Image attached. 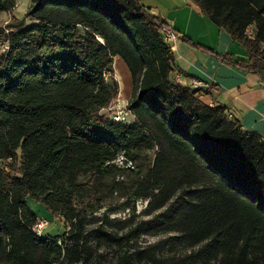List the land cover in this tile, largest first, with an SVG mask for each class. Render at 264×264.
<instances>
[{
    "label": "trees",
    "instance_id": "trees-1",
    "mask_svg": "<svg viewBox=\"0 0 264 264\" xmlns=\"http://www.w3.org/2000/svg\"><path fill=\"white\" fill-rule=\"evenodd\" d=\"M194 2L249 59L185 39L264 83V0ZM16 4L0 0V11L12 14ZM165 23L141 0H32L23 19L0 21V264H104L100 249L115 243L112 264H264V137L172 76ZM115 55L132 75L131 121L102 111L119 94ZM145 148H155L147 173L118 180L117 155L134 160ZM116 192L149 198L148 212L175 198L128 236L172 233L130 250L113 227L135 215L107 213L87 231L88 214ZM28 197L69 229L38 235ZM163 246L171 253L158 256Z\"/></svg>",
    "mask_w": 264,
    "mask_h": 264
},
{
    "label": "crops",
    "instance_id": "crops-1",
    "mask_svg": "<svg viewBox=\"0 0 264 264\" xmlns=\"http://www.w3.org/2000/svg\"><path fill=\"white\" fill-rule=\"evenodd\" d=\"M141 2L149 12L163 17L179 34L170 42L174 53L172 76L182 84L197 89L199 97L206 103L226 106L229 115L238 118L245 130L257 132L264 137V83L259 75L223 62L188 42L185 37L221 53H230L235 59H249L248 51L228 30L205 15L194 0ZM114 61L117 77L122 74L129 82L126 92L128 97L133 89L131 71L120 55H115ZM38 217L49 219L43 212Z\"/></svg>",
    "mask_w": 264,
    "mask_h": 264
},
{
    "label": "rangeland",
    "instance_id": "rangeland-1",
    "mask_svg": "<svg viewBox=\"0 0 264 264\" xmlns=\"http://www.w3.org/2000/svg\"><path fill=\"white\" fill-rule=\"evenodd\" d=\"M32 0H17V4L13 9L12 14L7 11H0V21L6 25L10 21L13 20V17H17L19 19H23L26 16V12L31 7ZM31 21V18L27 19ZM254 27H250V31L252 32ZM116 63L114 61V67ZM119 68V67H116ZM119 70V69H118ZM114 78L118 81L119 85V94L118 96L111 102V104L102 111L107 112L109 114H113L119 107L127 108L129 100L132 96V92L127 95V90L129 88V82L125 80V78L121 75L117 77V73L114 70V74H112ZM111 77V75H110ZM123 77V78H122ZM124 80V82H122ZM133 85V82H132ZM133 87V86H132ZM133 113V112H132ZM128 116L132 119V115L130 113ZM137 157L134 159L136 164V170L125 169L121 172V176L117 177L118 180L123 181L124 183H130L133 179L137 177V171L141 169L142 174H146L147 171L153 164L154 156H155V148H145L137 152ZM9 160L3 161L2 164H7ZM14 167L19 166V162L13 163ZM89 175L82 174L79 177L80 181L87 180ZM175 201V198H172L165 206L153 210L151 212L147 211V206L149 202V198L145 197H135L134 194H126L121 195L120 193L111 194L106 197L103 202V207L98 209L97 211H91L87 218V231L91 230L95 226H97L102 221V217L105 213L109 215L110 218L114 220H128L130 217L135 215L133 222H127L125 224H116L114 225L113 231L118 232L119 235H126L125 243L123 246L129 247L130 250H135V248H146L151 244L157 243L163 238L167 237L172 232L166 231L164 229H160L157 233H143L140 237L134 238L129 237V230L134 227L140 220L142 219H152L162 211L166 210L167 207L172 205ZM28 203L32 206L35 211H37L39 216H42V212L45 213V216L49 218V225L45 229L46 234L51 235H61L65 231H67L70 227V223L66 220L64 216L56 217L42 201H38L35 198L29 197ZM135 206V208H133ZM158 218V217H156ZM159 219V218H158ZM128 240V242H126ZM94 244V243H93ZM118 245L111 244L109 246H105L100 249L102 252V260L104 264H112L117 258ZM184 248L176 247V251L181 252ZM171 253V250L167 247L160 248L156 250V254L158 256H165Z\"/></svg>",
    "mask_w": 264,
    "mask_h": 264
},
{
    "label": "built area",
    "instance_id": "built-area-1",
    "mask_svg": "<svg viewBox=\"0 0 264 264\" xmlns=\"http://www.w3.org/2000/svg\"><path fill=\"white\" fill-rule=\"evenodd\" d=\"M161 32L163 34L164 39L167 42H171L172 40L179 37L178 32L173 29L169 23H165L161 26ZM179 78V77H178ZM134 115L130 110L127 108H118L115 112H113L112 116L113 118L117 120H124V121H131L132 119L128 116V114ZM1 160V159H0ZM114 163H116L119 167L130 169L135 167V162L133 159H131L124 150H122L117 157L113 160ZM49 225V219L38 217L35 223L32 226V229L38 234V235H45L44 232L47 226Z\"/></svg>",
    "mask_w": 264,
    "mask_h": 264
}]
</instances>
